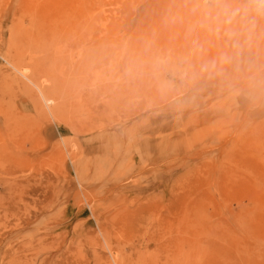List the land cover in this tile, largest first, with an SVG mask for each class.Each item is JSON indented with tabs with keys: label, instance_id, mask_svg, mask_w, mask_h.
Listing matches in <instances>:
<instances>
[{
	"label": "rangeland",
	"instance_id": "1",
	"mask_svg": "<svg viewBox=\"0 0 264 264\" xmlns=\"http://www.w3.org/2000/svg\"><path fill=\"white\" fill-rule=\"evenodd\" d=\"M193 2L0 0V264H264V0Z\"/></svg>",
	"mask_w": 264,
	"mask_h": 264
},
{
	"label": "clouds",
	"instance_id": "2",
	"mask_svg": "<svg viewBox=\"0 0 264 264\" xmlns=\"http://www.w3.org/2000/svg\"><path fill=\"white\" fill-rule=\"evenodd\" d=\"M189 13L194 17V23L190 30H201L220 38L225 36L235 41L234 47L239 48V38L244 35L249 26L250 9L242 7L234 0H194L189 9ZM195 44V42H194ZM197 48L201 45L195 44ZM228 57H222L224 62ZM169 81H161V87H168Z\"/></svg>",
	"mask_w": 264,
	"mask_h": 264
},
{
	"label": "bare ground",
	"instance_id": "3",
	"mask_svg": "<svg viewBox=\"0 0 264 264\" xmlns=\"http://www.w3.org/2000/svg\"><path fill=\"white\" fill-rule=\"evenodd\" d=\"M37 70H38V69H37ZM37 82H38V81H37ZM37 82H36V83H37ZM37 86H38V84H37ZM39 92H40V91H39ZM41 93L43 94V93H45V91L43 90V91H41Z\"/></svg>",
	"mask_w": 264,
	"mask_h": 264
}]
</instances>
